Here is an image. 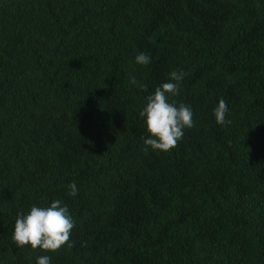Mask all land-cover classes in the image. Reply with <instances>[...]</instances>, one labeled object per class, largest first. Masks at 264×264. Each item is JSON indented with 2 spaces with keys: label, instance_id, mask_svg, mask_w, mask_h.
Instances as JSON below:
<instances>
[{
  "label": "trees",
  "instance_id": "obj_1",
  "mask_svg": "<svg viewBox=\"0 0 264 264\" xmlns=\"http://www.w3.org/2000/svg\"><path fill=\"white\" fill-rule=\"evenodd\" d=\"M173 70L194 126L145 152L139 110ZM54 199L72 246L16 247L18 214ZM41 255L264 264V0H0V264Z\"/></svg>",
  "mask_w": 264,
  "mask_h": 264
},
{
  "label": "clouds",
  "instance_id": "obj_2",
  "mask_svg": "<svg viewBox=\"0 0 264 264\" xmlns=\"http://www.w3.org/2000/svg\"><path fill=\"white\" fill-rule=\"evenodd\" d=\"M152 57L146 52L135 56V63L141 66L151 64ZM185 77L183 71L173 70L169 79L145 97L139 117L143 121L147 135L142 136L143 151L167 152L174 148L185 135V130L194 126L193 109L185 103H178L174 97L180 94L181 82ZM147 91V85L140 86ZM228 104L221 98L212 110L218 125L231 123L227 119ZM69 195L76 196L78 187L75 182L67 185ZM75 227V220L67 204L60 199L52 200L48 206L32 205L30 210L18 214L12 232V242L18 248L30 246L46 252H56L63 246L71 247L70 235ZM36 264H51V257L41 255Z\"/></svg>",
  "mask_w": 264,
  "mask_h": 264
}]
</instances>
